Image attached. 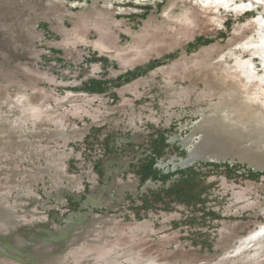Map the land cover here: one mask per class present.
Masks as SVG:
<instances>
[{
    "label": "rangeland",
    "instance_id": "1",
    "mask_svg": "<svg viewBox=\"0 0 264 264\" xmlns=\"http://www.w3.org/2000/svg\"><path fill=\"white\" fill-rule=\"evenodd\" d=\"M261 81L264 0H0V264H264Z\"/></svg>",
    "mask_w": 264,
    "mask_h": 264
},
{
    "label": "bare ground",
    "instance_id": "2",
    "mask_svg": "<svg viewBox=\"0 0 264 264\" xmlns=\"http://www.w3.org/2000/svg\"><path fill=\"white\" fill-rule=\"evenodd\" d=\"M225 102L229 103V101ZM233 103L222 104L225 109L221 113L227 115L225 119H229V123L216 124L213 120L203 121L200 129L206 133L200 139L198 149L206 154H217L222 159H227L229 156L234 160L237 156L256 166H263L264 120L255 121L257 114L236 116V111L238 114L245 113L241 111L244 104L235 106L236 102ZM229 109L231 111L227 112ZM260 130L261 132H258Z\"/></svg>",
    "mask_w": 264,
    "mask_h": 264
},
{
    "label": "flooded vegetation",
    "instance_id": "3",
    "mask_svg": "<svg viewBox=\"0 0 264 264\" xmlns=\"http://www.w3.org/2000/svg\"><path fill=\"white\" fill-rule=\"evenodd\" d=\"M183 8H181V7H177L176 9H174V11L175 12H173L172 13V17H177L178 16V14L179 13H181L183 10H182ZM241 68V67H240ZM241 75L244 77V79H245V82L246 83H248V82H250L251 80H252V76H251V74L247 71V70H245V69H243V70H241ZM261 82H263L264 83V81H261ZM247 85V84H246ZM246 87V86H245ZM225 101H228V100H224L223 102H225ZM223 102H220L219 104L221 105ZM221 106H223V105H221ZM220 106V107H221ZM225 109V107L223 106V107H221L220 108V111L219 112H222L223 110ZM218 112V113H219ZM214 115H216L217 113H213ZM262 120H264V118L262 119ZM199 144V143H198ZM198 152V151H197ZM196 156L197 154L195 153V154H193V156ZM257 167H262V166H257Z\"/></svg>",
    "mask_w": 264,
    "mask_h": 264
}]
</instances>
